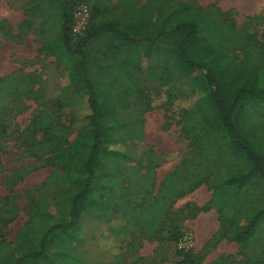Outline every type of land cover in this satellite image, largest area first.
I'll use <instances>...</instances> for the list:
<instances>
[{
    "label": "rangeland",
    "instance_id": "rangeland-1",
    "mask_svg": "<svg viewBox=\"0 0 264 264\" xmlns=\"http://www.w3.org/2000/svg\"><path fill=\"white\" fill-rule=\"evenodd\" d=\"M177 1L189 4L192 12L205 13L223 31L225 26L237 31L228 41L235 57L243 61L252 56V69L256 68L259 49H264V0H161L160 4L87 0L81 6L87 9L89 23L93 9H99L101 17L126 10L167 11ZM44 3L0 0V244L12 247L21 241L20 231L28 222L48 229L68 220L67 188L76 178L65 175L48 160L49 155L35 157L39 152L30 150L22 134L44 117V109L53 112L50 119L57 120L59 115L68 128L69 141L90 126L89 120L71 123L68 109L60 107L74 92L65 87L67 80L61 76L62 68L71 62L43 53L45 43L58 36L60 27L58 18L46 14L49 3ZM126 68L140 81L151 109L142 112V96L109 76L105 90L115 105L111 126L127 137L126 144L116 143L124 144L135 158L146 159L148 151L158 166L148 172L136 168L135 161L121 163L125 198L117 200L103 225H87L73 256L82 264H264V234L244 245L230 241L234 221L245 216L226 210L223 213L230 222L224 228L219 224L221 204L213 202L211 187L242 169L228 154L226 142H220L219 151L206 157L196 170L185 163L192 160L193 148L183 131L180 111L194 101L186 81L177 78L165 84L157 53L152 58L129 53ZM252 122L263 126L264 115L254 116ZM240 125L244 127V121ZM134 130H141L143 139H137ZM45 138L43 132L37 135L38 140ZM33 207L38 214L31 211ZM157 207L163 208L164 216L155 222L151 213ZM121 226L125 227L124 238L118 242L111 232Z\"/></svg>",
    "mask_w": 264,
    "mask_h": 264
},
{
    "label": "trees",
    "instance_id": "trees-1",
    "mask_svg": "<svg viewBox=\"0 0 264 264\" xmlns=\"http://www.w3.org/2000/svg\"><path fill=\"white\" fill-rule=\"evenodd\" d=\"M45 1L49 3L46 14L58 18L60 27L58 36L45 43L43 53L71 62L62 68L61 76L67 80L65 87L74 92L60 107L68 109L71 123L89 120L90 126L69 141L68 128L59 115L57 120L50 119L53 112L44 109V117L22 134L30 150L39 152L35 157L49 155L48 160L65 175L76 178L67 188L68 220L48 229L28 222L20 231V242L13 247L0 244V264H82L72 252L82 242L80 236L87 225H103L117 200L126 196L124 180L119 176L121 163L135 161L136 168L156 170L158 165L152 163L155 157L149 158L147 151L146 159L135 158L125 150V134L114 132L111 126L115 105L105 90L109 76L142 96V112L151 109L140 81L126 68L129 53L145 58L157 53L165 84L177 78L186 81V90L194 101L180 111L183 131L193 148L192 160L185 163L196 170L206 157L219 151L220 142H226L228 154L242 169L211 187L213 202L221 204L219 224L221 228L229 224L226 210L241 213L246 219L234 221L230 241L237 245L257 241L264 234V125L254 124L252 119L264 115V49H259L255 69L252 56L238 61L228 42L237 31L229 26L223 31L205 13L192 12L189 4L181 1L167 11L126 10L102 17L99 9H93L86 29L79 35L72 33L74 13L87 0H37V4ZM154 3L161 0H150ZM5 38L12 40L9 35ZM161 44L166 47L161 49ZM82 110L85 112L79 113ZM41 132L46 138L38 140ZM133 134L143 139L141 130ZM31 211L39 213L35 207ZM163 211L162 207L152 211L155 222L163 218ZM124 230V226L112 230L118 242L124 238Z\"/></svg>",
    "mask_w": 264,
    "mask_h": 264
},
{
    "label": "built area",
    "instance_id": "built-area-1",
    "mask_svg": "<svg viewBox=\"0 0 264 264\" xmlns=\"http://www.w3.org/2000/svg\"><path fill=\"white\" fill-rule=\"evenodd\" d=\"M89 14L86 7H78L74 13V25L72 28V33L75 35L81 34L88 25Z\"/></svg>",
    "mask_w": 264,
    "mask_h": 264
},
{
    "label": "crops",
    "instance_id": "crops-1",
    "mask_svg": "<svg viewBox=\"0 0 264 264\" xmlns=\"http://www.w3.org/2000/svg\"><path fill=\"white\" fill-rule=\"evenodd\" d=\"M262 133H264V131Z\"/></svg>",
    "mask_w": 264,
    "mask_h": 264
}]
</instances>
